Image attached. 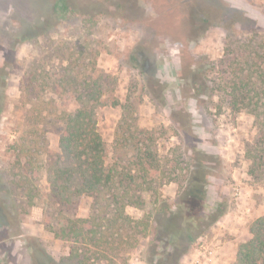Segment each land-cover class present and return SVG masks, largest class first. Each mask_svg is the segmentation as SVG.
I'll list each match as a JSON object with an SVG mask.
<instances>
[{
    "label": "rangeland",
    "instance_id": "obj_1",
    "mask_svg": "<svg viewBox=\"0 0 264 264\" xmlns=\"http://www.w3.org/2000/svg\"><path fill=\"white\" fill-rule=\"evenodd\" d=\"M55 2L0 0V264H77L83 248L95 254L91 264H146L150 227L125 249L104 247L103 232L95 246L87 233L77 242L46 227L56 216L46 165L59 153L57 116L82 80L103 85L97 120L106 165L137 173L143 162L158 183L154 196L176 199L191 146L208 154L209 209L226 211L180 264H235L249 225L264 213V179L249 174L246 155L257 116L229 101L232 86L264 74V0H67L77 10L70 18L54 14ZM154 196L126 213L147 218ZM92 200L73 199L57 219L82 225Z\"/></svg>",
    "mask_w": 264,
    "mask_h": 264
},
{
    "label": "trees",
    "instance_id": "obj_2",
    "mask_svg": "<svg viewBox=\"0 0 264 264\" xmlns=\"http://www.w3.org/2000/svg\"><path fill=\"white\" fill-rule=\"evenodd\" d=\"M52 10L59 18H70L77 14L67 0H56ZM223 10L227 12V5ZM1 73L2 69L0 80L4 79ZM261 76L260 81L232 86L235 99L229 101L232 110L239 112L249 107L257 116L258 137L248 142L246 148L250 160L249 174L256 180L264 179V74ZM102 91L103 85L98 81L82 80L76 85L73 99L63 100L72 106L57 116L63 124L59 153L50 157L53 163L46 165L49 197L56 208V216L46 221V227L54 235L62 233L77 242H84L88 237L95 246H98L96 233L103 232L104 247L115 242L119 249L136 246L147 236L146 231L150 227L152 234L146 241V264H180L194 242L226 211L222 204L209 209L207 187L210 157L196 144L189 148L190 173L174 201L154 196L158 183L153 173H147L142 159L139 163L143 171L137 173L132 169H109L106 165V144L97 120ZM3 102L0 93V108ZM28 150L27 156L34 157L36 151ZM43 152L47 154L49 151L41 150ZM40 165H45L42 160ZM27 187L24 185L23 189L29 192L28 202L31 203L34 194L32 188L30 192ZM103 194L106 197L104 200L101 198ZM148 195L154 198L147 218L137 219L126 213L127 206L145 209ZM82 196L93 198L90 214L77 219L82 225L68 226L64 219H57V213L61 212L58 211L59 207L72 204L73 199ZM91 252L89 248H83L81 253L75 252V262L91 264L89 260L95 255ZM54 264L68 262L63 259ZM235 264H264V213L249 225L247 238L238 245Z\"/></svg>",
    "mask_w": 264,
    "mask_h": 264
},
{
    "label": "built area",
    "instance_id": "obj_3",
    "mask_svg": "<svg viewBox=\"0 0 264 264\" xmlns=\"http://www.w3.org/2000/svg\"><path fill=\"white\" fill-rule=\"evenodd\" d=\"M209 253H211V254H212V252H209ZM209 260H211V261H212V258H210V257H209ZM211 261H210V262H211Z\"/></svg>",
    "mask_w": 264,
    "mask_h": 264
}]
</instances>
